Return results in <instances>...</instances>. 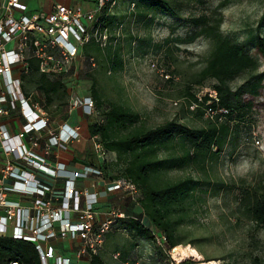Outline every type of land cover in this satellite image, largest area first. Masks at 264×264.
I'll return each mask as SVG.
<instances>
[{
  "label": "rangeland",
  "instance_id": "rangeland-1",
  "mask_svg": "<svg viewBox=\"0 0 264 264\" xmlns=\"http://www.w3.org/2000/svg\"><path fill=\"white\" fill-rule=\"evenodd\" d=\"M48 1L31 0L28 7L37 9L39 4L44 7ZM168 1L177 12L175 16L148 8L149 1L146 4L143 0H116L115 6L109 10L108 27L112 33L122 27L120 44L100 52L93 49L98 61L94 69L85 59L78 63L71 78L64 81L71 94L65 100L47 102L34 84L37 76L33 73L29 75L33 78L26 90L43 100L54 121L61 115H68L73 94L91 96L93 81L97 80L104 104L101 108L95 104L94 115L83 119L85 126L104 123L105 113L112 103L121 104L140 115V120L124 132L154 128L171 120L192 128L205 126V116L200 118L189 110L185 91L188 87L196 90L199 86L195 81L206 66L211 46L206 38L194 37L197 30L191 19L218 9L223 15V35L243 44L247 52L259 60L257 69L247 70L229 82L235 91L264 73V60L256 54L257 40L264 37V21H261L264 0ZM63 4H69L68 0ZM79 4L84 11L95 7L87 0H80ZM116 52L122 58L123 68L110 71V58ZM203 85L216 87L218 82L207 79ZM261 93L255 99V107L245 114L242 122H234L239 127L225 143L217 160L204 167L191 164L170 169L162 177L164 181L172 182L189 176L200 181L208 178L212 183L211 186H201L197 199L190 205L189 215L178 231L182 244L175 248L161 247L153 239L136 237L130 229L131 220H128L126 225H118L107 234L103 251L99 254L101 257H110L116 264H264V224H256L247 210L257 197L264 196V88ZM248 97L247 93L243 95V98ZM76 115L72 116L77 118ZM50 129L55 135L59 133L53 122ZM88 141L91 143L83 148L81 157L87 156L92 167L100 171L97 174L99 180L112 182L116 177L122 178V165H115L117 158L105 150L101 136L95 140L88 138ZM159 153L160 157L181 155V140L175 138L162 146ZM8 158L3 153V164ZM56 180L55 189L62 192L61 182ZM215 185L219 187L217 193H214ZM139 199L140 194L138 197L123 193L113 196L104 207L109 208L105 210V218L112 210L120 213L129 208V215L157 232L143 215ZM53 203H59V200L55 199ZM189 246L198 252L199 258L177 261L176 254ZM116 253H120L117 260L113 255Z\"/></svg>",
  "mask_w": 264,
  "mask_h": 264
},
{
  "label": "built area",
  "instance_id": "built-area-1",
  "mask_svg": "<svg viewBox=\"0 0 264 264\" xmlns=\"http://www.w3.org/2000/svg\"><path fill=\"white\" fill-rule=\"evenodd\" d=\"M87 1L93 2L95 7L84 11L75 2L58 4L51 11H31L21 0H0V79L3 82L0 84V144L9 157L0 168V237L10 236L34 243L42 264H72L74 259L81 260L85 255H99L103 251L106 235L112 230L116 219L125 217L122 212L112 210L105 221L97 223L93 208L97 203L96 195H90L87 190L79 191L75 184L77 178L87 177L91 173L98 174L94 169L73 172L74 178L66 181L62 206L54 209L53 198H45L50 187L39 181L35 174L19 166V162H25L46 175L56 176V171H51L53 175L45 165L44 157L32 149L41 146L44 133L50 134L49 142L45 145L47 148L65 147L69 141L80 137L79 129L68 128L66 125L55 135L41 103L32 101L24 92L21 76L32 70L30 61L37 62L41 74L53 78L68 77L77 69L82 59L87 60L83 54L85 47L96 45L105 51L119 45L122 40V28L112 33L102 20L106 9L109 11L116 1ZM89 62L92 69L97 67L93 57ZM195 97L198 103L193 104L191 109L205 103L206 119L222 121L229 113L228 109L220 105V96L215 87L197 86ZM70 109H82L86 115L92 116L96 105L92 96L73 94ZM18 110L25 118V124L18 135L12 136L1 120ZM8 179L15 181L14 187L5 185ZM18 185L21 186L19 190L38 195L33 208H22L17 203L7 201L6 193ZM107 191L132 197L140 194L137 186L126 179L110 183ZM84 194L93 196L86 206L81 205ZM70 199L73 201L70 202ZM2 208L6 209L5 215H1ZM69 211L77 213L76 222L67 217L66 213ZM58 237L78 238L82 241L73 259L55 254V249L49 243ZM155 242L158 246L165 247L168 243L167 236L157 233ZM119 257L120 254L114 255L115 259ZM11 264L23 263L13 261Z\"/></svg>",
  "mask_w": 264,
  "mask_h": 264
},
{
  "label": "trees",
  "instance_id": "trees-1",
  "mask_svg": "<svg viewBox=\"0 0 264 264\" xmlns=\"http://www.w3.org/2000/svg\"><path fill=\"white\" fill-rule=\"evenodd\" d=\"M147 1H149L148 8L152 10L172 16L177 14L168 0H143V3L147 4ZM108 17L109 11L106 9L102 17L105 27L109 25ZM261 21H264V14ZM222 23L223 15L218 9L210 14L191 19L192 26L197 30L194 37L206 38L211 46L206 66L195 82L199 86H202L207 79H214L218 82L215 88L220 96V105L229 110L222 121L207 119L205 126L192 128L177 120H171L154 128L124 132L140 120V115L121 104L112 103L105 113L104 123L89 125L90 135L92 137L101 136L105 150L117 158L115 165H122V178L116 177L112 181L126 179L137 186L140 191L139 203L143 215L158 231L155 232L134 216L128 219L126 216L117 218L113 227L116 224L124 226L131 220L130 229L136 237L153 239L155 242L156 234L162 233L167 236V245L170 248L182 244L183 239L179 237L178 231L189 215L190 205L197 199L199 188L211 186L212 183L208 178L200 181L189 176L172 182L164 181L162 177L170 169H180L191 164L204 167L208 162L217 160L225 143L239 127V125H234V122L237 124L242 122L245 114L255 107V99L262 94L261 90L264 88V73L257 75L252 81L246 82L235 91L230 87L231 80L247 70L257 69L259 60L247 52L243 44L225 37L221 31ZM93 49L96 52L102 51L96 45H89L83 51L90 68H92L90 58L93 57L98 62L92 52ZM256 54L264 60V37L262 36L257 40ZM110 59L112 63L110 71L123 68L119 53L116 52ZM32 71L39 72L34 63H32ZM38 88L44 93L49 103L55 99L62 101L68 95V89L61 79H50L43 74L40 77ZM245 93L249 95L248 98H243ZM91 96L97 107L101 108L104 100L98 89L97 80L93 81ZM185 96L188 99L190 110L193 104L198 103L193 87L186 89ZM213 107L216 108V105ZM204 108L205 103L198 104L193 112L196 116L203 118ZM175 138L181 140L183 153L160 157L161 147L166 146ZM94 170L100 172L97 169ZM218 188V185H215L214 193L218 192ZM247 210L256 224H264V196L257 197ZM122 258L125 260V255ZM13 261L23 264H42L40 253L34 243L13 239L10 236H1L0 264H11ZM90 264L106 263L100 255H92Z\"/></svg>",
  "mask_w": 264,
  "mask_h": 264
},
{
  "label": "crops",
  "instance_id": "crops-1",
  "mask_svg": "<svg viewBox=\"0 0 264 264\" xmlns=\"http://www.w3.org/2000/svg\"><path fill=\"white\" fill-rule=\"evenodd\" d=\"M30 1L31 0H21L22 3L27 5V7H28V4H30L29 3ZM64 1H66V0H59L58 2H55L54 0H49L45 4L44 7H42V5L39 4L40 7H38L37 9H30L29 7H28V9L31 11H36V10L51 11L55 8L56 5L63 4ZM79 1L80 0H68V3H75V2L79 3ZM32 63L37 65V62L34 60L30 61L31 66H32ZM37 67H38V65H37ZM17 73L20 75L19 70H17ZM31 73H33V75L37 76V79H35L34 84L38 88L39 80H40V77L42 74L40 72H33L31 70L30 73L24 74L21 76V78L24 82L23 83V90L28 96L31 97L32 101H38V102L41 101L40 103L43 106V109L46 111L45 105L42 103L43 100L42 99L39 100L38 99L39 96L37 98L34 94H30L26 90L27 85H29L31 83V79L33 78V77H31V78L29 77V75ZM47 77H49V76H47ZM49 78L50 79H61L62 82L64 83L65 79L71 78V76L61 77V78H53V77H49ZM2 83L3 82L0 79V84H2ZM38 90H39V88H38ZM39 92L42 94V96H44L46 98V96L44 95V93L42 91L39 90ZM69 92L70 91H68V95H71ZM75 113L77 114L76 115L77 118H74L72 116ZM47 114H48L49 119H50V124H49L50 127L52 126V122H53V124H56V131H58V132L65 125L68 128L79 129L78 130V132L80 133L79 139L69 141L65 145V147L52 146V147L47 148L45 145L49 142V135L47 136L46 133H44V136L40 142L41 146L38 149H32L39 156L44 157L45 165L50 169V172L51 171L54 172L55 169L57 170L56 172L58 174L56 176L46 175V174L40 172L39 170L31 167V165H29L28 163L26 164L25 162H19V166L22 167V169H25V170L35 174L36 178L39 181H41L43 184H46L50 187L51 190H50V192L46 193L45 198L47 200L53 198L52 206L54 209H57V208L62 206V198L66 192V181L69 178L72 179L71 177H72L73 172H76V171L84 172L87 168L96 169V168L92 167V165H91L92 163L89 161V158L87 156L85 158L81 157L82 152H83V148H85L87 146V144L91 143L90 141H88V138L95 140L96 137H92L90 135L89 130H88L89 125L85 126L83 119H84V117H86L88 115H86L82 109H73V110L70 109L68 111V115L59 116L58 118H60V119L57 121L56 120L54 121L48 112H47ZM78 118H79V120H78ZM1 121L6 126V128L8 129L9 133L12 136L18 135L22 131L23 125L25 124V118L22 116V113L19 110L11 112L9 116L2 118ZM42 149H44V150H42ZM3 153H4V149L1 147V144H0V168L2 167V165H4L3 164ZM56 179H59V181L61 183H63L61 185V183L58 181L60 183L59 186L63 188L62 192H57L55 189V183L57 182ZM112 182H105L104 180H99L96 173H91L87 177H80V178H77L75 180V184L77 185V189H79V191L87 190L90 195H96L97 203L94 204L93 208H94L95 213H96L97 223H101L107 219V218H105V215H106L105 210L108 211L109 208L105 209L104 207L108 206L107 204L110 203V198H112L113 196L117 197L120 193V192H108L107 191L108 185H110V183H112ZM14 184H15V181L12 179H8L5 181V185L8 187H14ZM20 187L21 186L18 185V186H16L15 189L9 190L6 193L7 201L11 202V203H17L22 208H33L34 201L38 197V195L25 193L24 191H21L18 189ZM55 195H57V196L55 197ZM57 197H58L59 203L54 204L53 202L55 201V199H57ZM92 198H93V196H89V195L84 194L81 197V205L86 206L88 203H90ZM110 209L112 210L113 207ZM121 211L124 214V216H126L127 219H128V217L131 216L128 214V212L130 211L129 208L122 209ZM5 214H6V209L2 208L1 215H5ZM66 215L72 221L76 222V218H77L76 212L69 211L68 213H66ZM57 225L58 224H56V226H55L56 229H58ZM117 226H118V224H116L113 227V229ZM105 240H106V238H105ZM81 244H82V241L78 238L77 239H72V238L64 239L61 237L52 239L49 243V245L55 249V254L57 256L69 257L72 259L74 258L75 252L79 249ZM116 254H120V253H116ZM113 255H115V254H113ZM90 258L91 257L89 255H85L81 260L74 259L72 264H90ZM101 258L104 260V262L106 264H116L110 257H108V258L101 257Z\"/></svg>",
  "mask_w": 264,
  "mask_h": 264
},
{
  "label": "bare ground",
  "instance_id": "bare-ground-1",
  "mask_svg": "<svg viewBox=\"0 0 264 264\" xmlns=\"http://www.w3.org/2000/svg\"><path fill=\"white\" fill-rule=\"evenodd\" d=\"M175 257H176V260L179 262L185 261L192 257L199 258L198 252L190 246L187 247L186 249L181 250L178 254H176ZM196 264H202V263H196Z\"/></svg>",
  "mask_w": 264,
  "mask_h": 264
}]
</instances>
